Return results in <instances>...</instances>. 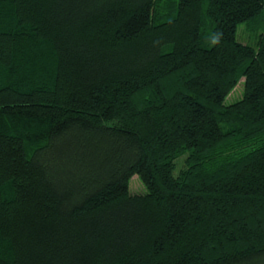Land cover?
Returning <instances> with one entry per match:
<instances>
[{
    "label": "trees",
    "instance_id": "obj_1",
    "mask_svg": "<svg viewBox=\"0 0 264 264\" xmlns=\"http://www.w3.org/2000/svg\"><path fill=\"white\" fill-rule=\"evenodd\" d=\"M0 264H264V0H0Z\"/></svg>",
    "mask_w": 264,
    "mask_h": 264
},
{
    "label": "rangeland",
    "instance_id": "obj_2",
    "mask_svg": "<svg viewBox=\"0 0 264 264\" xmlns=\"http://www.w3.org/2000/svg\"><path fill=\"white\" fill-rule=\"evenodd\" d=\"M255 27L252 29V28L245 27L244 25H241L238 28V33H237L238 40L242 43H245V44L246 43L253 44L256 40L255 37L258 34V31L261 32L260 31L261 27H260V29L256 27L257 30L255 29ZM239 88L240 87L238 86L236 88V90L231 94V96H230L231 99L237 97ZM129 189H130V192L133 194L144 192V188L136 176H134L130 180Z\"/></svg>",
    "mask_w": 264,
    "mask_h": 264
}]
</instances>
